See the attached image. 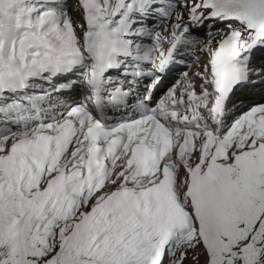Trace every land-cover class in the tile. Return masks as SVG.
Masks as SVG:
<instances>
[{"label":"snow or ice","instance_id":"6c2138e0","mask_svg":"<svg viewBox=\"0 0 264 264\" xmlns=\"http://www.w3.org/2000/svg\"><path fill=\"white\" fill-rule=\"evenodd\" d=\"M0 264H264V0H0Z\"/></svg>","mask_w":264,"mask_h":264}]
</instances>
